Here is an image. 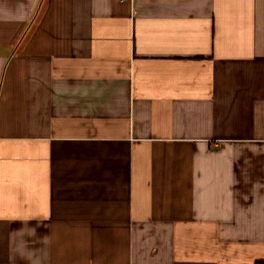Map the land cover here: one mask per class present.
Here are the masks:
<instances>
[{"label":"crops","instance_id":"1","mask_svg":"<svg viewBox=\"0 0 264 264\" xmlns=\"http://www.w3.org/2000/svg\"><path fill=\"white\" fill-rule=\"evenodd\" d=\"M0 264H264V0H0Z\"/></svg>","mask_w":264,"mask_h":264}]
</instances>
